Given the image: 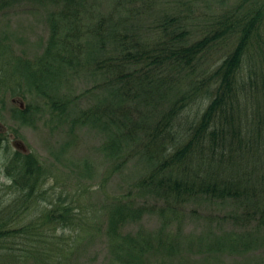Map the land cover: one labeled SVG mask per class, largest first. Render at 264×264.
I'll return each mask as SVG.
<instances>
[{
  "label": "trees",
  "instance_id": "trees-1",
  "mask_svg": "<svg viewBox=\"0 0 264 264\" xmlns=\"http://www.w3.org/2000/svg\"><path fill=\"white\" fill-rule=\"evenodd\" d=\"M127 2L131 0H115L114 11L120 7L125 15L130 10ZM49 3L54 7L45 13L48 36L43 52L33 61L16 58L14 62L3 47L0 54L8 70L10 66V75L25 81L48 99L51 109L61 112L69 102L54 99L53 89L63 71L75 63L85 65L92 73H104L109 101L95 105L91 112H77L71 128L96 121L138 143L136 151L151 167L137 182V188L154 201L136 206L115 198L106 225L115 242L111 253L120 257L121 252L123 264H142L139 252L143 250L134 247V243H141L146 253L173 254L175 245L180 243L177 230L168 229L166 238L157 239V246L153 247L150 235L140 242L126 240L119 238L115 229L124 220L139 218L145 212L175 213L192 200L229 201L237 212L233 217L251 223L244 234L210 230L197 245L194 254L198 257L218 258L235 247L244 249L259 243L257 237H245H254L264 226V175L260 189L251 179L258 173L255 170L264 166L260 156L264 148V0H251L247 7L240 5L222 14L211 28L203 27L196 38L177 16L165 17L156 28L158 35L145 38L131 24L124 29L125 23L114 13L109 17L88 14L84 4L76 0ZM223 37L232 40L233 46L218 64L207 69L210 48ZM81 42L87 47L83 54L78 53L83 47ZM12 92H22V88ZM199 98L204 103L189 117L185 114L189 105ZM19 112L26 113L27 108ZM3 140L0 132V146ZM39 163L35 156L15 150L5 165V176L15 197L0 204V243L9 237L16 244L17 235L22 242V253L17 256L0 245V256L6 260L8 256L9 264H38L41 257L36 247L49 237L43 226L59 225L62 237L68 227L75 231L78 227L81 239L77 221L86 223L84 215L73 212L70 204L50 202L39 212L38 225L42 228L16 225L14 219L20 214L17 210L23 211L30 202L35 203L42 190L46 177ZM73 216L78 218L71 220ZM191 238L188 236L187 240L191 242ZM68 249L61 242L54 254L58 261L51 264L60 263Z\"/></svg>",
  "mask_w": 264,
  "mask_h": 264
},
{
  "label": "rangeland",
  "instance_id": "rangeland-1",
  "mask_svg": "<svg viewBox=\"0 0 264 264\" xmlns=\"http://www.w3.org/2000/svg\"><path fill=\"white\" fill-rule=\"evenodd\" d=\"M249 1L131 0L126 3L130 10L125 15L120 7L114 11L115 0H76V3H83L88 14L100 13L109 17L114 13L115 17L125 23L124 29L131 24V28L140 31L145 38L158 35L156 28L165 17L177 16L183 27L195 33L196 38L203 27L211 28L222 14L240 5L247 7ZM53 7L49 0H0V50L3 47V52L11 55V62L16 58L33 61L43 52L48 36L45 13L49 9L53 10ZM232 46V40L224 37L212 44L206 62L207 69L218 64L227 53L226 50ZM86 48L83 44L78 53L83 54ZM0 68L3 71L0 76V132L4 138L0 146V204H6L15 197V190L5 176L8 157H12L15 150L35 156L44 168L46 178L40 195L35 199L36 204L32 201L23 211L20 208L17 210L20 214L14 219L16 225L28 229L42 228L38 225L41 220L39 212L42 206L50 202L54 205L68 203L73 212L79 211L86 218V223L77 221L81 226V239L77 233L78 227L73 224L70 225L76 231L68 227L63 237L59 225L43 226L42 230L49 237L40 241L36 247L41 257L38 264L57 262L54 254L61 242L67 244L69 249L66 257L59 259L58 264H123L122 253L117 257L110 251L115 242L111 241L112 233L106 228L110 220L107 214L115 204V198L130 201L136 206L144 201H151L150 204L154 202L143 196L137 188V182L147 174L150 163L136 151L138 143L121 137L118 130H108L96 121L71 128L72 118L77 112H91L95 105L109 101L104 73H92L85 69V65L75 63L69 70L63 71L53 89L54 99L69 102L61 112L58 108L51 109L48 99L37 94L25 81L10 75V66L8 70L1 54ZM17 87L22 88V92H12ZM203 101L199 98L191 103L185 114L193 116ZM24 108H27L26 113L19 112V109ZM111 143L114 147H110ZM260 156L264 159V148ZM255 171L258 173L251 179L259 184L256 188L260 189L264 166ZM18 204L20 206V202ZM235 214L234 205L229 201L192 200L175 213L154 211L145 212L139 218H128L115 231L121 239L131 238L139 242L141 238L146 239L150 235L153 247L157 246V239L166 238L168 229L179 232L180 243L175 245L171 255L155 251L146 253L141 243H134V247L143 250V253L139 252L142 264H264V226L254 237H245V240L257 237V244H250L244 249L235 247L233 251L218 258L198 257L194 254L197 245L204 241V235L210 230L237 234L247 232L251 223L240 217L235 219ZM73 218L78 217L73 216L71 220ZM188 236L192 237L191 242L187 240ZM8 238L0 243L9 248L5 251L13 256L22 253L21 237L16 236V244H12ZM11 244L13 248H10ZM6 257L7 260L5 256H0V262L9 264Z\"/></svg>",
  "mask_w": 264,
  "mask_h": 264
},
{
  "label": "water",
  "instance_id": "water-1",
  "mask_svg": "<svg viewBox=\"0 0 264 264\" xmlns=\"http://www.w3.org/2000/svg\"><path fill=\"white\" fill-rule=\"evenodd\" d=\"M21 104V103H20Z\"/></svg>",
  "mask_w": 264,
  "mask_h": 264
}]
</instances>
